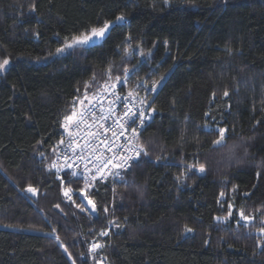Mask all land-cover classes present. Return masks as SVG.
Returning a JSON list of instances; mask_svg holds the SVG:
<instances>
[{
  "label": "trees",
  "instance_id": "16d2710c",
  "mask_svg": "<svg viewBox=\"0 0 264 264\" xmlns=\"http://www.w3.org/2000/svg\"><path fill=\"white\" fill-rule=\"evenodd\" d=\"M120 15L127 22L100 45L56 52L65 37ZM5 58L0 264H95L101 255L109 264H264V0H0ZM133 65L129 87L165 77L139 134L148 156L89 191L95 214L82 210L77 178L65 204L51 167L61 122ZM217 125L227 129L220 144ZM229 203L233 215L217 219ZM240 208L256 218L244 221ZM93 239L104 245L96 253Z\"/></svg>",
  "mask_w": 264,
  "mask_h": 264
},
{
  "label": "snow or ice",
  "instance_id": "6c2138e0",
  "mask_svg": "<svg viewBox=\"0 0 264 264\" xmlns=\"http://www.w3.org/2000/svg\"><path fill=\"white\" fill-rule=\"evenodd\" d=\"M35 5L33 4V9ZM126 17L124 15L117 16L115 20H107L103 23L101 27H89L85 31L80 32L78 35L73 34L70 37L64 38L63 46L56 49L57 53L64 52L68 49H88L91 47L97 46L98 43H102L106 40L107 36L111 33L113 27L121 25L125 22ZM132 37H125L124 43L128 45V48L125 49V54L129 53V50L132 49L131 44ZM139 49V45L136 46ZM140 54L142 56H148L149 53L143 52L140 49ZM9 60L5 58L3 61H0V71L5 70V66L8 65ZM136 68L133 65L132 69L124 68L123 73L124 77L116 76L115 83H105L103 90L96 94L93 97V100L96 103H99L101 97H106L111 95L112 99L109 102V106L105 109L103 106L100 107V114L97 117L96 111H94L95 104L93 100L88 101V105L84 106L81 110L77 111L75 107L73 108L70 115H65L63 119V123L61 127H63L67 134V143L65 139L62 137L58 142V145H65L66 151L61 153V158L63 160V164L58 166L56 163H53L51 167L55 168L57 173L61 171V167L73 170L71 171V177H77L84 179V184L77 191L81 194L82 200L87 201V205H90V209L83 208L82 210H90L91 212H95L97 205L90 198L89 191L95 190V186L97 183L105 181L111 178H119L123 180L127 172L131 171L133 165L139 163V159L142 156H148V151L146 147L138 142L139 132L143 131V127L146 121L149 119L146 116V112L151 113L155 112L156 109L151 106V103L148 100V97L145 96L141 98L138 94L133 95L132 92H129L126 97H124L125 101L131 99L133 101L132 104L127 102L123 103V112L122 114L117 113L116 105L121 103V97L116 92L117 83H122L123 79L130 78V73L134 71ZM112 69H108V78L111 80ZM164 76H161L160 79L152 81L150 85L146 84L143 79H140L136 82V87L139 89H144L147 93L151 94L157 91V86L162 82ZM95 80V78H93ZM88 87L87 85L85 86ZM225 97L229 95L228 91L223 93ZM87 99V96H85ZM80 104L84 105L85 101L80 100ZM147 106V108H145ZM111 120L112 123L120 129L119 135L116 132H113L112 135L115 140H119L120 136H124L125 140L123 143H116L115 140H103L101 143L104 144L105 152L103 155H99L98 153L101 151L99 147L94 149V143L99 139L100 133L97 131H91L93 127L103 129L104 132L109 131L108 128L104 127V124L101 121ZM91 121V123H89ZM132 125H137L136 127H132ZM83 126V127H82ZM204 127H209L206 123ZM130 128V131L128 129ZM218 128V136L217 139L213 141L215 144H220L225 139V133L227 131L224 127ZM128 134L125 136V133ZM238 147L236 144L229 145L227 148V153L229 158L234 155L235 148ZM41 155H43L41 153ZM160 159V157H157ZM185 167L191 171L192 168H197L199 173H204L206 170L205 164H186ZM123 173V175H122ZM68 175V173H65ZM259 175V174H258ZM63 184V177H58ZM184 174H181L177 177L179 182H183ZM71 179L69 180V183ZM28 192L36 194L37 189L29 185L26 189ZM72 189L66 188L63 190V195L68 200H72ZM225 193L222 191L220 196L223 197ZM57 208L60 207L59 204L56 205ZM77 208H81V205H76ZM234 205L232 203L228 204V215L227 217H217V219H227L233 215L232 209ZM105 212L108 211L107 207H105ZM260 212V209L256 210ZM238 215L246 222H250L255 219L254 215H246L245 210L240 208L238 211ZM264 215V214H262ZM262 223H264V218H262ZM118 227V225H117ZM191 231V229H186ZM55 231V230H53ZM261 233H264V227H260L258 229ZM100 236H107V231H101L99 233ZM104 247L99 241L92 243L89 246V252L95 253L96 250L102 249ZM67 251V248H65ZM69 257L71 258V253H69ZM72 264H75V260H72ZM96 264H102V261H96Z\"/></svg>",
  "mask_w": 264,
  "mask_h": 264
},
{
  "label": "built area",
  "instance_id": "2783aa9c",
  "mask_svg": "<svg viewBox=\"0 0 264 264\" xmlns=\"http://www.w3.org/2000/svg\"><path fill=\"white\" fill-rule=\"evenodd\" d=\"M121 77L123 78L124 75L121 76ZM115 78L113 80H111L110 82H108V83H115L116 82ZM129 80H130V78L123 79V82L122 83H117V85H116V92L121 97V103H119V104L116 105V110H117L118 115L119 114H122V112L124 110L123 109V103L124 102H127L129 104H132L133 103V101L131 99H129L128 101H125L124 100V97H126L129 92H132L133 95H137L138 94L141 98H143L145 96L148 97V95H149V93H147L144 89L143 90H139L136 86L129 87ZM103 87L99 90V92H101L103 90ZM99 92H97V93H99ZM111 99H112L111 95H108L106 97H101L100 100H99V103H96V101H94L92 99L93 100V103L95 104L94 111H96L97 117L100 114V107L103 106L105 109H107L108 106H109V102H110ZM145 108H147V106H145ZM146 116H148L149 119L146 121L145 125L148 124L151 121V119H152V112L151 113L146 112ZM62 123H63V121L61 122V124ZM89 123H91V121H89ZM101 123H103L104 124V127L105 128H108L109 131L104 132L103 129H99V128H96V127H93L92 129H90L91 131H97V132L100 133L99 139L93 145L94 149L96 147H99L100 148L101 151L98 153L99 155H103L104 152L106 151L105 148H104V144L101 143V141H103V140H115V138L113 137L112 133L113 132H116L117 135H119V132H120V129L118 128V126L114 125L111 120L101 121ZM145 125L142 126V127L144 128ZM136 126L137 125H132V127H136ZM62 130H63V138L65 139V142L67 143V134H66V131H65V129L63 127H62ZM128 131H130V128L128 129ZM140 132H139V134H140ZM127 134H128V132L125 133V136ZM124 140H125V137L124 136H120L119 140H115V142L116 143H123ZM138 142L140 143L139 138H138ZM65 151H66L65 145H58L57 148H56V153H55V158H54L53 163H56L58 166L62 165L63 164V160L61 158V153L62 152H65ZM54 171H55V174H56V178L59 181V184H60V187H61V196H62V199H63V201H64L65 204H68L69 205L70 203H72L74 201L75 196H76V191L69 184V180L70 179L72 180V179L77 178V177H71V171H73V170H70V169H67V168H64V167H61V171L59 173H57V171H56L55 168H54ZM65 173H68V175H65ZM58 177H63V184L61 183V180L58 179ZM77 179L81 180L83 183L85 182L84 179H82V178H77ZM117 179L118 178H111L110 177L109 179H107L105 181H102L100 183H108L110 181H115ZM66 188H71L73 190L72 193H71L72 200H68L66 197H64L63 190L66 189ZM105 231H107L108 232V235H109V230H105ZM100 237H103L104 238L106 236H100ZM97 241H99L102 244V242H101L100 239H98V240L93 239L89 243V246L92 243H95ZM100 250L101 249H98V250H96V252H98ZM97 261H102V264H109L108 261H107V258L105 256H103V255H101V257L99 259H97ZM95 264H96V262H95Z\"/></svg>",
  "mask_w": 264,
  "mask_h": 264
},
{
  "label": "water",
  "instance_id": "95a60500",
  "mask_svg": "<svg viewBox=\"0 0 264 264\" xmlns=\"http://www.w3.org/2000/svg\"><path fill=\"white\" fill-rule=\"evenodd\" d=\"M126 22H127V21L125 20V22H123L121 25L125 24ZM118 26H120V25H118ZM118 26H116V27H118ZM114 28H115V27H113L112 30H113ZM112 30H111V32H112ZM110 34H111V33H110ZM110 34H109V35H110ZM109 35L107 36V38L109 37ZM107 38H106V39H107ZM103 42H104V41H103ZM103 42H102V43H103ZM100 44H101V43H98L97 46L100 45ZM79 196H80V198H81V194H79ZM81 200H82V198H81ZM82 202H83V204L85 205V207H86L87 209H90L91 206H90V205H87V201H86V200H82ZM88 211L91 212L90 210H88ZM91 213H92V214H95L96 211H95V212H91Z\"/></svg>",
  "mask_w": 264,
  "mask_h": 264
},
{
  "label": "rangeland",
  "instance_id": "374dc122",
  "mask_svg": "<svg viewBox=\"0 0 264 264\" xmlns=\"http://www.w3.org/2000/svg\"><path fill=\"white\" fill-rule=\"evenodd\" d=\"M5 68H6V66H5ZM0 72H2V71H0ZM82 107H84V106L79 105L76 110L79 111Z\"/></svg>",
  "mask_w": 264,
  "mask_h": 264
}]
</instances>
